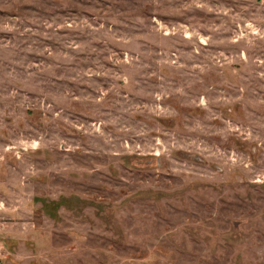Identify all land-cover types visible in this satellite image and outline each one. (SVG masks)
Listing matches in <instances>:
<instances>
[{"label":"rangeland","instance_id":"obj_1","mask_svg":"<svg viewBox=\"0 0 264 264\" xmlns=\"http://www.w3.org/2000/svg\"><path fill=\"white\" fill-rule=\"evenodd\" d=\"M0 264H264V0H0Z\"/></svg>","mask_w":264,"mask_h":264}]
</instances>
